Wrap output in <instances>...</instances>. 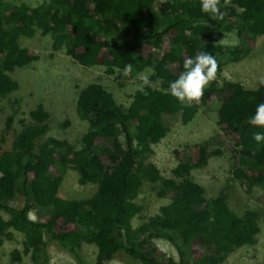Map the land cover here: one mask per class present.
<instances>
[{
  "label": "trees",
  "instance_id": "trees-1",
  "mask_svg": "<svg viewBox=\"0 0 264 264\" xmlns=\"http://www.w3.org/2000/svg\"><path fill=\"white\" fill-rule=\"evenodd\" d=\"M220 6L223 19L201 12L200 0H48L34 8L0 0V97L17 90L10 74L38 59L18 43L37 29L64 39L66 54L81 67H103L107 75L118 76L132 64L129 75L149 69L151 81L160 83L159 89L145 86L147 94L137 89L125 109L99 83L82 88L76 115L88 127L79 149L66 140L37 144L49 118L42 106L30 112L33 123L15 136L10 150L0 142V211L7 215H0V246L14 232L24 238L22 250L10 255L13 263L29 253L40 260L55 245L83 264L79 249L87 243L97 249L95 264L117 257L126 264H223L237 249L256 242L259 213L247 210L238 216L228 207L226 192L206 198L190 174L212 156L229 152L238 156L233 179L246 191H264V144L252 138L264 128L248 122L264 102V86L246 89L213 80L191 106L168 91L185 59L207 51L234 60L264 37V0H220ZM230 32L237 47L216 43V35ZM213 103L218 104L219 148L193 144L175 151L173 179L162 178L147 159L168 131L163 116L180 114L188 122ZM68 170L77 172L81 185H95L91 197H59ZM144 181L156 184L157 196L170 201L133 228L132 220L142 212L135 200ZM17 195L24 198L21 208L11 205ZM33 208L41 210L38 220L29 217ZM156 239L169 241L178 258L163 259Z\"/></svg>",
  "mask_w": 264,
  "mask_h": 264
},
{
  "label": "rangeland",
  "instance_id": "rangeland-1",
  "mask_svg": "<svg viewBox=\"0 0 264 264\" xmlns=\"http://www.w3.org/2000/svg\"><path fill=\"white\" fill-rule=\"evenodd\" d=\"M12 5H25L34 8L48 0H6ZM216 43L233 49L238 46L235 32L219 33ZM22 48L34 52L38 59L30 64L16 69L10 77L16 81L17 90L6 97H0V142L4 150H10L15 136L32 124L30 112L38 106L48 113L47 130L37 140V144L47 139L66 140L75 149L81 146V136L87 130V122L81 121L76 115V99L79 91L91 83H99L111 93L116 104L123 109L133 101V95L142 83L141 78L147 76L151 87L160 88L158 81H151L152 71L146 69L140 73L109 76L103 67L84 68L75 63L67 54V43L59 35H42L39 29L30 38H19ZM226 58V59H225ZM221 61L217 69L216 81L238 83L246 89H255L264 79V37L256 39L255 46L246 55L239 54L237 59L226 56L217 57ZM218 104L213 103L208 108H200L188 122H184L180 114L163 116L164 125L168 131L165 137L156 145H152V153L147 159L158 170L162 178L173 179L172 170L178 164L174 152L185 149L189 145L201 144L208 150L218 147L219 130L217 127ZM11 118L9 128L8 119ZM223 149V148H221ZM237 157L229 152L212 156L208 164L191 171L190 178L204 190L206 198H213L220 192H226L227 205L232 212L241 216L247 210L259 213V233L252 246H244L229 255L223 264H262L264 259V191L259 187L246 191L242 185L233 179L231 172L236 167ZM78 174L68 170L64 174L58 195L63 199L81 200L91 197L95 185H81ZM157 185L144 181L139 189L135 202L142 207L140 215L132 220L133 228L140 223L158 215L159 208L169 203V198L157 196ZM16 208L24 205V198L17 195L11 202ZM0 215L7 218L4 212ZM41 210L33 208L29 217L38 220ZM23 235L14 232L11 240H4L0 246V264H78L75 258L67 252L50 245L46 255L40 260H33L31 254L22 255L20 262H12L13 250H22ZM154 244L162 251L163 259L178 258L176 248L165 239H156ZM79 254L83 264H95L97 249L94 245L82 243ZM107 264H126L120 258H115Z\"/></svg>",
  "mask_w": 264,
  "mask_h": 264
},
{
  "label": "clouds",
  "instance_id": "clouds-1",
  "mask_svg": "<svg viewBox=\"0 0 264 264\" xmlns=\"http://www.w3.org/2000/svg\"><path fill=\"white\" fill-rule=\"evenodd\" d=\"M201 12L207 14L212 19H223L220 0H200ZM217 59L207 51H201L194 58L189 57L183 62V71L179 76L169 82L168 91L181 105L191 106L193 102H198L204 95L206 86L216 78ZM132 71V64H126L123 74L127 75ZM139 86L141 92H145V86L151 87L148 77L141 78ZM264 86V79L260 81ZM145 94H147L145 92ZM253 126L264 128V102L257 105L255 114L248 121ZM254 141L257 145L264 144V132L253 133Z\"/></svg>",
  "mask_w": 264,
  "mask_h": 264
}]
</instances>
